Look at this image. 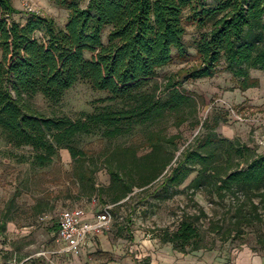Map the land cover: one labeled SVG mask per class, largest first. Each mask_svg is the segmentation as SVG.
<instances>
[{"label": "trees", "instance_id": "16d2710c", "mask_svg": "<svg viewBox=\"0 0 264 264\" xmlns=\"http://www.w3.org/2000/svg\"><path fill=\"white\" fill-rule=\"evenodd\" d=\"M54 1L67 11L63 27L35 14L15 22L9 0H0V139L13 149H29L31 164L44 167L59 150H66L76 163L84 158L74 146L78 135L97 133L110 140L138 130L146 153L138 158L131 146L114 151L112 157L131 162L140 181L131 182V173L122 176L107 165L108 190L113 193L109 203L149 184L169 164L172 140L158 129L159 123L171 119L178 126L186 110L195 112L193 98L178 88L181 81L168 80L163 97L145 88L173 58H188L185 22L198 37L196 64L184 71L182 80L211 78L222 61L223 70L244 91L256 86L249 71H264V0H86L83 7L78 0ZM81 81L105 92L101 102L108 104L71 119L45 115L30 103L39 94L56 104ZM77 168L78 181L90 180L92 171L81 164ZM192 173L188 189L210 188L217 199L232 203V225L225 238L243 226L264 225L263 156L209 131L180 153L159 191L168 194ZM198 212L203 214L201 208ZM159 241L182 254L205 249L192 216H183L172 231L161 230ZM255 244L264 251V234Z\"/></svg>", "mask_w": 264, "mask_h": 264}, {"label": "rangeland", "instance_id": "374dc122", "mask_svg": "<svg viewBox=\"0 0 264 264\" xmlns=\"http://www.w3.org/2000/svg\"><path fill=\"white\" fill-rule=\"evenodd\" d=\"M9 2L16 11L10 16L15 22L23 23L30 14H35L51 18L58 27H63L67 17V11L59 8L54 0ZM78 2L83 7L86 0ZM213 2L208 1L209 4ZM184 27L183 41L188 58H173L170 64L156 71L145 88L163 97L168 80L181 81L178 88L193 98L195 112L186 110L185 120L178 126L171 119L159 123L158 129L171 137L168 155L172 158L149 184L133 187L132 192L117 203L107 202L113 196L108 190L107 165L122 176L131 173V182L140 181L132 172L131 162L112 157L114 151L131 146L136 149L138 158L146 153L147 149L140 147L142 139L138 130L110 140L97 133L78 135L74 146L85 153L84 158L76 163L66 150H59L57 157L44 167L31 164L29 149H13L0 139V264H70L48 254L54 244L53 232L59 213L73 206L85 211L91 207L100 210L102 201L107 202L113 212H110L111 223L104 233L108 246L87 256L86 264L162 262L163 254L179 252L172 250L170 244L160 243V232L174 230L183 216H192L203 236L205 249L198 252L214 254L226 262L242 251L264 257V251L255 244L256 238L264 234V225L243 226L240 232H232L225 238L232 225V203L228 198L217 199L210 188L188 189L187 184L195 173L180 186L171 188L168 194L159 191L163 177L175 165L180 153L191 149L195 139L209 131L264 157V71H249L256 86L244 91L240 90L238 81L223 70L222 61L211 78L182 80L184 71L196 64L194 43L198 37L193 26L185 22ZM106 96L105 92L95 91L81 81L68 89L56 104L49 103L39 94L32 96L30 103L45 115H66L75 119L82 112L90 113L108 104L101 102ZM80 164L92 171L90 180L80 182L76 178Z\"/></svg>", "mask_w": 264, "mask_h": 264}, {"label": "built area", "instance_id": "2783aa9c", "mask_svg": "<svg viewBox=\"0 0 264 264\" xmlns=\"http://www.w3.org/2000/svg\"><path fill=\"white\" fill-rule=\"evenodd\" d=\"M100 210H92L95 215L90 220H83L86 211L79 206L62 209L57 219L54 243L58 246L56 253L79 256L87 239L104 233L110 223V207L100 206Z\"/></svg>", "mask_w": 264, "mask_h": 264}, {"label": "crops", "instance_id": "0c3cea01", "mask_svg": "<svg viewBox=\"0 0 264 264\" xmlns=\"http://www.w3.org/2000/svg\"><path fill=\"white\" fill-rule=\"evenodd\" d=\"M92 209L97 210V207H91L89 210H86V215L83 217V220H90L94 218L95 215H91ZM57 229V222L54 227L53 236L55 238ZM105 233V232H104ZM104 233L91 236L87 239L84 246L81 249L79 256L74 257L69 254L56 253L57 246L54 243L53 247L49 251V255L54 257L66 260L70 264H86V257L92 254H95L99 248L104 250L107 248L108 243L104 236ZM48 252V251H47ZM162 262L155 264H264V257L252 256L247 251H242L237 254L235 259L230 262H226L224 258L216 257L214 254H207L201 251H194L188 254L174 253L164 255ZM154 264V263H152Z\"/></svg>", "mask_w": 264, "mask_h": 264}]
</instances>
